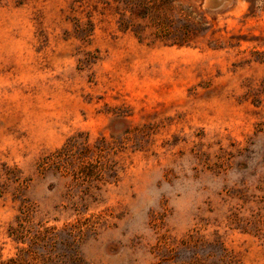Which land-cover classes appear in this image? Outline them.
Here are the masks:
<instances>
[{
    "label": "rangeland",
    "instance_id": "374dc122",
    "mask_svg": "<svg viewBox=\"0 0 264 264\" xmlns=\"http://www.w3.org/2000/svg\"><path fill=\"white\" fill-rule=\"evenodd\" d=\"M221 2L185 0L202 21L193 14L188 44L169 46L152 41L150 20L131 22L141 40L121 32L101 0H0V162L32 177L53 264H157L190 236L264 264V0ZM115 114L133 132L111 153L118 179L77 212L64 179L36 164L78 132L114 144ZM16 214L0 199V262L27 246L7 236ZM235 215L247 233L229 229ZM69 229L81 238L73 247Z\"/></svg>",
    "mask_w": 264,
    "mask_h": 264
},
{
    "label": "trees",
    "instance_id": "16d2710c",
    "mask_svg": "<svg viewBox=\"0 0 264 264\" xmlns=\"http://www.w3.org/2000/svg\"><path fill=\"white\" fill-rule=\"evenodd\" d=\"M184 1L101 0V3L103 7H108L119 15L118 28L121 32L131 31L141 40L144 27L132 26L131 22L135 18L150 20L152 21L150 37L153 42L183 46L188 44V21L193 19L192 15H198L202 21V15L196 9L183 6ZM167 8L171 10V17L165 14ZM77 26L82 27L80 24ZM79 29L88 34L93 26L87 22L85 28ZM127 125L128 121L124 115L115 114L110 119L107 129L114 144L106 143L103 138L89 143L88 133L84 132L70 136L60 148L39 159L36 164L37 174L64 179L72 209L85 212L91 204L98 203L103 188L118 179L120 168L111 153L115 152L117 144H126L131 141L132 138L129 135L133 132ZM136 136L133 134V139ZM31 185L32 177L26 176L17 165L0 162V199L5 200L9 197L13 203H17L18 210V214L8 225L7 236L16 244H27L26 247H18L17 257L1 261L0 264H29L28 257L34 255L36 257L33 258L39 259L42 264L56 262L51 257L45 258L43 253L45 248L51 246L54 228L44 227L42 220L35 221L36 207L28 197ZM228 219L229 229L239 230L242 233L248 232L247 226L240 224L241 220L236 215ZM68 234L72 238L69 244L71 247L80 242L81 238L77 234L73 235L72 229H69ZM198 249H201V255L198 254ZM215 258L217 264H239L233 253L218 237L213 241L206 240L197 245L193 236L182 239L174 248L162 250L157 264H201L202 261L210 260L211 262ZM70 261L71 264H81L80 258L76 255L71 256Z\"/></svg>",
    "mask_w": 264,
    "mask_h": 264
},
{
    "label": "water",
    "instance_id": "95a60500",
    "mask_svg": "<svg viewBox=\"0 0 264 264\" xmlns=\"http://www.w3.org/2000/svg\"><path fill=\"white\" fill-rule=\"evenodd\" d=\"M208 2L212 3L213 8H218L222 4L221 0H208Z\"/></svg>",
    "mask_w": 264,
    "mask_h": 264
}]
</instances>
